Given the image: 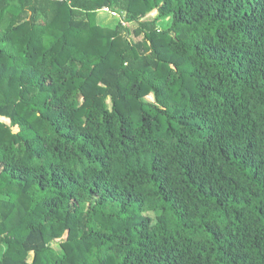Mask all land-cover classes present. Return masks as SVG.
Returning <instances> with one entry per match:
<instances>
[{
    "label": "trees",
    "instance_id": "1",
    "mask_svg": "<svg viewBox=\"0 0 264 264\" xmlns=\"http://www.w3.org/2000/svg\"><path fill=\"white\" fill-rule=\"evenodd\" d=\"M0 264H264V0H0Z\"/></svg>",
    "mask_w": 264,
    "mask_h": 264
},
{
    "label": "rangeland",
    "instance_id": "2",
    "mask_svg": "<svg viewBox=\"0 0 264 264\" xmlns=\"http://www.w3.org/2000/svg\"><path fill=\"white\" fill-rule=\"evenodd\" d=\"M118 15H121L120 12H117ZM122 16V15H121ZM152 15H148L146 19H151ZM98 23L100 26L105 27V28H113L116 24V20L111 18V15L104 14V13H98L97 15ZM170 24V19H165L157 23L158 28H167ZM129 27H132L128 25ZM107 106L110 107L109 102L107 101ZM158 215V213H156ZM155 213H150V216H153L155 218L156 216ZM59 241H56L55 243L52 244V248L58 253L61 254V249L58 244Z\"/></svg>",
    "mask_w": 264,
    "mask_h": 264
},
{
    "label": "built area",
    "instance_id": "3",
    "mask_svg": "<svg viewBox=\"0 0 264 264\" xmlns=\"http://www.w3.org/2000/svg\"><path fill=\"white\" fill-rule=\"evenodd\" d=\"M98 13H104V14L111 15V18L115 19L116 23L120 24L121 26L125 27L127 25V22L125 21L124 17H122L121 15H118L117 12H112L106 8H102L101 10L98 11Z\"/></svg>",
    "mask_w": 264,
    "mask_h": 264
}]
</instances>
